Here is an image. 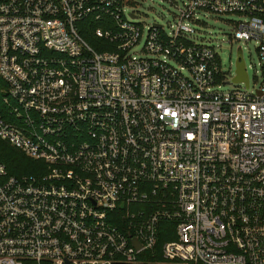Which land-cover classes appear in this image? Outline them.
<instances>
[{"label":"built area","instance_id":"1","mask_svg":"<svg viewBox=\"0 0 264 264\" xmlns=\"http://www.w3.org/2000/svg\"><path fill=\"white\" fill-rule=\"evenodd\" d=\"M144 1L0 0V138L44 165L0 162V264H264V0L147 28ZM209 15L257 44L248 86L222 90Z\"/></svg>","mask_w":264,"mask_h":264},{"label":"rangeland","instance_id":"2","mask_svg":"<svg viewBox=\"0 0 264 264\" xmlns=\"http://www.w3.org/2000/svg\"><path fill=\"white\" fill-rule=\"evenodd\" d=\"M183 0H177L179 5H182ZM139 10L142 14L139 19L140 23L147 28L153 23L167 26L169 23H174V14L176 10L167 2H160L159 0H146L141 2ZM207 25L201 30L204 43L218 46V53L221 58V69L224 73L225 81L231 84L222 85V90L230 92L241 86L233 84L232 81L236 77L237 72V57L238 48H244L243 59L248 69V72L253 78L254 72L250 70L249 66L258 63L257 44L255 42H230L233 33V23L238 21L235 15L211 16L205 19ZM254 87L257 83L252 81Z\"/></svg>","mask_w":264,"mask_h":264},{"label":"trees","instance_id":"3","mask_svg":"<svg viewBox=\"0 0 264 264\" xmlns=\"http://www.w3.org/2000/svg\"><path fill=\"white\" fill-rule=\"evenodd\" d=\"M88 40L89 36L85 35ZM90 42V40H88ZM90 43H94L91 41ZM7 84L0 77V116L5 120L10 119V107L5 103ZM0 162L3 163L8 171L9 176L20 178L22 176H32L42 173L43 163L31 159L24 155L21 151L11 146L8 142L0 138ZM173 238L166 236L161 239V243L172 240ZM147 264H157L156 260H150ZM166 264V263H162Z\"/></svg>","mask_w":264,"mask_h":264},{"label":"water","instance_id":"4","mask_svg":"<svg viewBox=\"0 0 264 264\" xmlns=\"http://www.w3.org/2000/svg\"><path fill=\"white\" fill-rule=\"evenodd\" d=\"M236 78L233 79V82L240 83L245 82L248 86V74L245 70V62L243 59L242 50L239 49L238 51V61H237V72H236ZM228 84V83H227ZM137 242H135L136 244Z\"/></svg>","mask_w":264,"mask_h":264}]
</instances>
